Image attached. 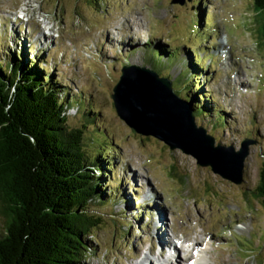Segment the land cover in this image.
<instances>
[{
	"label": "rangeland",
	"instance_id": "obj_1",
	"mask_svg": "<svg viewBox=\"0 0 264 264\" xmlns=\"http://www.w3.org/2000/svg\"><path fill=\"white\" fill-rule=\"evenodd\" d=\"M14 9L28 22L11 21ZM200 12L201 33L193 30ZM259 29L253 0H0V55L12 40L11 53L16 47L24 60L42 61L65 100H78L66 104L67 126L84 133L86 163L91 154H107L105 168L94 172L104 189L88 213L100 224L88 236L92 249L83 264H264V207L255 199L264 169ZM148 54L161 56L158 71ZM124 64L169 78L184 101L188 85L197 88L193 103L199 100L205 112L195 109V122L215 145L238 150L252 140L240 184L118 117L111 94ZM89 107L96 113L90 118ZM195 240L202 244L189 256L185 247ZM160 242L179 247L178 263V250L170 254Z\"/></svg>",
	"mask_w": 264,
	"mask_h": 264
},
{
	"label": "trees",
	"instance_id": "obj_2",
	"mask_svg": "<svg viewBox=\"0 0 264 264\" xmlns=\"http://www.w3.org/2000/svg\"><path fill=\"white\" fill-rule=\"evenodd\" d=\"M253 6L264 42V0H253ZM203 23L200 12L193 30L201 33ZM11 42L0 55V264H83L92 249L88 236L100 224L88 213L104 189L103 176L94 172L105 168L107 154H91L86 163L84 133L67 126L66 104L77 98L66 101L42 61L24 60L16 47L11 53ZM150 56L158 71L161 56ZM189 86L185 101L196 117L195 109L205 107L193 103L198 91ZM93 115L91 107L84 114ZM255 199L264 207V169Z\"/></svg>",
	"mask_w": 264,
	"mask_h": 264
},
{
	"label": "water",
	"instance_id": "obj_3",
	"mask_svg": "<svg viewBox=\"0 0 264 264\" xmlns=\"http://www.w3.org/2000/svg\"><path fill=\"white\" fill-rule=\"evenodd\" d=\"M190 1V0H189ZM186 0H172L185 4ZM111 98L118 117L138 134L153 136L169 146L192 155L200 166H209L236 184L243 180L244 160L252 140L241 148L215 145V138L195 122L190 106L173 90L167 77L146 66L124 64Z\"/></svg>",
	"mask_w": 264,
	"mask_h": 264
},
{
	"label": "bare ground",
	"instance_id": "obj_4",
	"mask_svg": "<svg viewBox=\"0 0 264 264\" xmlns=\"http://www.w3.org/2000/svg\"><path fill=\"white\" fill-rule=\"evenodd\" d=\"M148 195H150L151 193L147 192ZM148 195H145V198H148ZM160 214H162L163 216L160 217ZM165 215L161 212H158L157 213V221L159 224L163 225L164 222H165ZM162 232H164V230H161ZM166 236H165V239L168 238L169 236L167 235V233L165 232ZM163 236V235H162ZM196 241V240H195ZM194 241V242H195ZM194 242L190 245V246H187V248H189L191 251H192V254H189V256H193V253L196 251V249H198V247L202 244V241H196L195 244ZM161 243V242H160ZM161 246H162V243H161ZM167 247H163L162 248H168V249H176L177 250V247L176 245L173 243V244H170L169 245H166ZM166 251V250H165ZM168 251V250H167ZM179 251V250H178ZM194 251V252H193ZM178 256V255H177ZM188 256V255H187ZM187 256H185V258H188ZM179 258V256L177 257V259ZM176 259V262H178ZM181 259V258H180ZM178 264H182L181 262H179Z\"/></svg>",
	"mask_w": 264,
	"mask_h": 264
}]
</instances>
